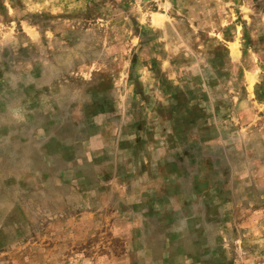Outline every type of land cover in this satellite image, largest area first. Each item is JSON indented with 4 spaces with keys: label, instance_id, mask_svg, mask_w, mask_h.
<instances>
[{
    "label": "rangeland",
    "instance_id": "rangeland-1",
    "mask_svg": "<svg viewBox=\"0 0 264 264\" xmlns=\"http://www.w3.org/2000/svg\"><path fill=\"white\" fill-rule=\"evenodd\" d=\"M0 264H264V0H0Z\"/></svg>",
    "mask_w": 264,
    "mask_h": 264
}]
</instances>
